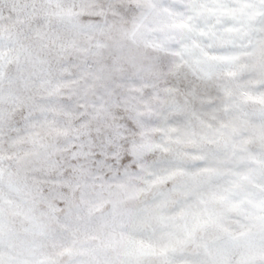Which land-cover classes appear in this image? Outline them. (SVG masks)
Segmentation results:
<instances>
[{"label":"snow or ice","instance_id":"snow-or-ice-1","mask_svg":"<svg viewBox=\"0 0 264 264\" xmlns=\"http://www.w3.org/2000/svg\"><path fill=\"white\" fill-rule=\"evenodd\" d=\"M0 264H264V0H0Z\"/></svg>","mask_w":264,"mask_h":264}]
</instances>
